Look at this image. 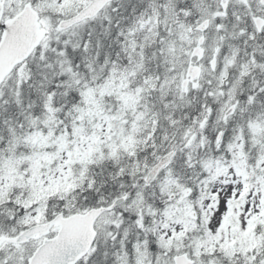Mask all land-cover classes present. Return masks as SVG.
<instances>
[{"label": "snow or ice", "instance_id": "obj_1", "mask_svg": "<svg viewBox=\"0 0 264 264\" xmlns=\"http://www.w3.org/2000/svg\"><path fill=\"white\" fill-rule=\"evenodd\" d=\"M0 264H264V0H0Z\"/></svg>", "mask_w": 264, "mask_h": 264}]
</instances>
